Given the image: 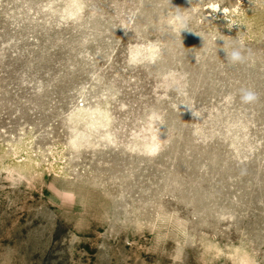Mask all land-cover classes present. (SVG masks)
Returning a JSON list of instances; mask_svg holds the SVG:
<instances>
[{"label": "rangeland", "instance_id": "374dc122", "mask_svg": "<svg viewBox=\"0 0 264 264\" xmlns=\"http://www.w3.org/2000/svg\"><path fill=\"white\" fill-rule=\"evenodd\" d=\"M0 264H264V0H0Z\"/></svg>", "mask_w": 264, "mask_h": 264}, {"label": "clouds", "instance_id": "9594fccd", "mask_svg": "<svg viewBox=\"0 0 264 264\" xmlns=\"http://www.w3.org/2000/svg\"><path fill=\"white\" fill-rule=\"evenodd\" d=\"M190 2V0H188ZM176 22L179 23L182 27L183 31H188L191 32L184 21L183 17H176ZM216 39V38H214ZM219 40V39H218ZM217 40V41H218ZM222 41V45H227V41L220 40ZM244 50H245V44L243 40H239L236 44L232 45V50L228 51L226 47H220L219 51L223 52L224 57L228 60L230 64H236V63H243L245 62V55H244ZM241 101L245 104L252 103L254 102L258 97L255 92L248 90V89H241ZM191 112V110L189 109Z\"/></svg>", "mask_w": 264, "mask_h": 264}]
</instances>
